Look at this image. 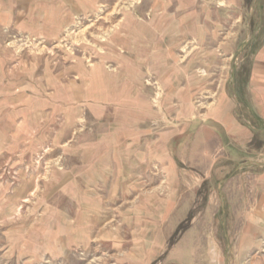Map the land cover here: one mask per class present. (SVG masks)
I'll use <instances>...</instances> for the list:
<instances>
[{"label": "rangeland", "instance_id": "1", "mask_svg": "<svg viewBox=\"0 0 264 264\" xmlns=\"http://www.w3.org/2000/svg\"><path fill=\"white\" fill-rule=\"evenodd\" d=\"M141 2L99 0L95 12L76 17L54 41L10 39L14 60L0 80V93H6L0 96V264H117L122 254L102 250L97 240L87 253L78 250L68 258H34L28 251L24 257L18 250L8 255L6 234L19 227L45 232L50 209L66 212L67 203L72 208L66 176L81 163L85 146L124 137L127 145L113 148L129 152V139L136 138L131 152L138 161L149 159L139 183L148 182L132 195L84 194L104 202L114 198L103 224L107 231L127 232L129 211L123 206L138 204L140 214L148 200L153 203L150 264H264V231L257 226L264 216L257 186L264 134L248 110L235 104L264 37L258 0H201L195 9L182 7L179 16L168 17L155 37L144 24L148 5L133 17L139 22L131 28L137 37L117 34L123 20L132 19L124 10ZM187 45L192 49L185 55ZM94 75L101 76L93 80ZM67 88L75 93L68 106ZM87 88L105 90L108 103L83 107L79 99ZM220 107L243 126L251 122L250 143L238 147L216 125ZM145 227L139 225V231Z\"/></svg>", "mask_w": 264, "mask_h": 264}, {"label": "crops", "instance_id": "2", "mask_svg": "<svg viewBox=\"0 0 264 264\" xmlns=\"http://www.w3.org/2000/svg\"><path fill=\"white\" fill-rule=\"evenodd\" d=\"M162 1L152 0L149 3L142 0L135 7L130 6L129 9L124 10L132 19L123 20L126 22L120 24L115 30L117 34L128 32L132 37H137L138 35L131 28L134 24L139 25V22L133 17L139 18L144 14L143 10L151 5L148 14L149 21L144 24L147 26V31L155 37L164 27V25L161 27L160 24L168 23V17L179 16L182 7L186 10L195 9L194 6L197 7L196 5L201 0H165L160 9L159 3ZM98 4L99 0H0V80L4 81L7 78L10 60H14V56H11L8 48L11 38L18 35H29L43 38L48 42L54 41L73 23L76 17L89 16L95 12ZM258 5H260L264 16V0H258ZM138 40L140 39L138 38ZM186 47L182 49L185 55L192 49L190 45ZM100 76L98 75V77ZM98 77L94 75L93 80L99 79ZM148 86L150 85L148 84ZM236 91L235 104L239 107L244 106L248 110L253 119V125L257 123L264 134V37L251 55L249 69L243 80V88ZM102 93H105V90L89 92L87 88L86 94L83 93L79 102L83 107L89 106L91 103L101 107L102 104L108 103V99L104 98L105 95ZM4 95L6 93L3 90L0 96L4 97ZM74 95L73 90L70 91L67 88L63 102L68 106L73 102ZM16 97L18 102L23 96L19 93ZM21 111L24 114L26 112L24 109ZM214 122L224 130L226 135L234 137L238 147L242 148L250 143L251 130H253L251 122L246 121L247 125L245 126L239 124L237 117L229 113L227 107L225 109L220 107ZM105 140L104 143H88L80 154L81 163L73 164L70 171L67 172L66 181L69 182L64 187L65 192L73 194L72 208L67 203L66 212L50 209L49 216L43 219V224L49 226L45 232L42 230L38 232L36 229L26 232L24 227H19L17 232L7 233L8 255L10 252L18 250L23 252L24 257L25 252L28 251L34 258L39 255H48L55 259L68 258L78 250L87 253L92 249V241L97 240V244L102 250L122 254V257L116 260L117 264L151 263L154 239L153 233L147 231V227L153 224V203L146 200L143 207L145 212L140 214L138 204L123 206L129 211L124 214L126 218L124 222L128 224V228L127 226L125 228L129 230L113 234L107 231L103 224L112 215L113 207L111 206L115 203L114 198L104 202V200L99 201L98 198L84 195L97 192L111 194L125 192L132 195L136 194L139 188L148 182L139 183L138 174L148 170L149 159L146 156L147 159L144 162L142 159L138 161L137 155L131 152L136 145V138L129 139L130 146L126 149L129 152H124L121 145L120 148H113L119 144L127 145V142H123L126 140L125 137L120 139V142ZM24 157L23 155L21 159ZM258 164L263 169L257 178L258 192L261 195L260 199H264V162ZM120 177L124 178L119 179ZM262 204L264 206V201ZM121 211L122 208H119V212ZM142 224H145V230L139 231L138 226ZM257 226L259 232L264 231V216L258 217ZM249 236L248 234L244 238L245 242L249 240Z\"/></svg>", "mask_w": 264, "mask_h": 264}, {"label": "water", "instance_id": "3", "mask_svg": "<svg viewBox=\"0 0 264 264\" xmlns=\"http://www.w3.org/2000/svg\"><path fill=\"white\" fill-rule=\"evenodd\" d=\"M255 33L245 42V44L243 45V47L239 50V52L241 51V50H243L247 45H248V43L255 37ZM238 53V52H237ZM257 165H259V164H257ZM222 213H223V208H222Z\"/></svg>", "mask_w": 264, "mask_h": 264}, {"label": "bare ground", "instance_id": "4", "mask_svg": "<svg viewBox=\"0 0 264 264\" xmlns=\"http://www.w3.org/2000/svg\"><path fill=\"white\" fill-rule=\"evenodd\" d=\"M127 7V6H126ZM128 8V7H127ZM136 12V11H135ZM187 48V47H186ZM182 51H184V50H182ZM185 71V70H184Z\"/></svg>", "mask_w": 264, "mask_h": 264}]
</instances>
